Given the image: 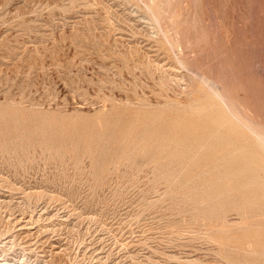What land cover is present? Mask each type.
Returning a JSON list of instances; mask_svg holds the SVG:
<instances>
[{"label": "rangeland", "instance_id": "1", "mask_svg": "<svg viewBox=\"0 0 264 264\" xmlns=\"http://www.w3.org/2000/svg\"><path fill=\"white\" fill-rule=\"evenodd\" d=\"M147 4L0 0V264H264V0Z\"/></svg>", "mask_w": 264, "mask_h": 264}, {"label": "bare ground", "instance_id": "2", "mask_svg": "<svg viewBox=\"0 0 264 264\" xmlns=\"http://www.w3.org/2000/svg\"><path fill=\"white\" fill-rule=\"evenodd\" d=\"M157 1L158 0H149V4H147L146 5V7H147V9L151 12V13H154L153 12V10H154V8L157 6ZM164 1V0H163ZM165 2H163V3H161V4H164ZM144 6V5H143ZM166 7V6H165ZM165 12H166V9H165ZM172 12V11H171ZM170 18V17H169ZM168 18V19H169ZM155 19V21H157V18L155 17L154 18ZM170 20H168V22H169ZM180 26V25H179ZM170 28V27H169ZM160 30V29H159ZM171 30V29H170ZM174 32V31H173ZM176 34V33H175ZM162 36H163V34H162ZM173 36H174V34H173ZM174 39H175V37H174ZM166 41V40H165ZM175 45V44H174ZM169 46V45H168ZM171 50V49H170ZM178 50H179V48H178ZM192 75V74H191ZM198 78V77H197ZM200 78V77H199ZM201 80V79H200ZM202 80H204L203 78H202ZM200 82H202V81H200ZM192 85V84H191ZM216 90V89H215ZM210 91H213V90H210ZM218 92V91H217ZM212 93H214V92H212ZM216 93V92H215ZM160 94V93H159ZM218 94H219V92H218ZM215 96H216V94H215ZM220 96V95H219ZM218 96V97H219ZM221 97V96H220ZM223 97V96H222ZM222 97L220 98V99H222ZM215 100V99H214ZM219 100V99H218ZM224 100V99H223ZM199 101V100H198ZM222 101V100H221ZM222 103V102H221ZM223 105H224V103H223ZM226 105H224V107H225ZM222 107V106H221ZM230 107V106H229ZM210 108H212V107H210ZM226 109H227V107H225ZM229 115H230V113H229ZM234 118V117H233ZM235 119V118H234ZM236 120V119H235ZM237 121V120H236ZM238 122V121H237ZM238 123H240V122H238ZM255 133V137H257L259 140H262L263 142V144H264V137L262 136V135H259V134H257L256 132H254ZM255 144V143H254ZM254 147V146H253ZM256 148V147H255ZM259 152V151H258ZM246 153V152H245ZM248 155L246 154V157H247ZM238 162V161H237ZM223 164H225V163H223ZM230 166V165H229ZM236 170V169H235ZM223 174V173H222ZM224 175V174H223ZM225 176V175H224ZM223 178V177H222ZM223 181V180H222ZM221 181V182H222ZM242 188V187H241ZM249 194V193H248ZM247 194V195H248ZM259 194V193H258ZM246 195V194H245ZM243 198V197H242ZM209 199V198H208ZM260 218V217H259ZM262 218H264V217H262ZM253 229V228H252ZM263 231V230H262Z\"/></svg>", "mask_w": 264, "mask_h": 264}]
</instances>
